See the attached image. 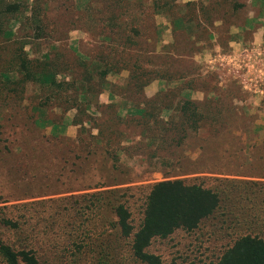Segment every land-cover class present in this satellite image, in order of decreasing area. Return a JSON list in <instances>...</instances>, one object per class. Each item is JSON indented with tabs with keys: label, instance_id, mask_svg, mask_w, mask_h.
I'll use <instances>...</instances> for the list:
<instances>
[{
	"label": "rangeland",
	"instance_id": "obj_1",
	"mask_svg": "<svg viewBox=\"0 0 264 264\" xmlns=\"http://www.w3.org/2000/svg\"><path fill=\"white\" fill-rule=\"evenodd\" d=\"M193 1L179 8L189 24L170 35L178 14L174 4L155 12L162 0L118 3L125 14L112 21L128 22L118 28L98 23L112 19L111 0H0V219L24 231L0 228L1 240L29 242L38 264H139L115 205L137 227L151 188L174 180L216 191L221 203L194 232L151 242L162 264H216L253 221L256 201L264 217V85H244L264 77V0ZM132 19L141 49H117ZM23 66L65 88L87 87L88 70L94 93L77 99L22 83ZM150 90L165 99L146 104Z\"/></svg>",
	"mask_w": 264,
	"mask_h": 264
},
{
	"label": "trees",
	"instance_id": "obj_2",
	"mask_svg": "<svg viewBox=\"0 0 264 264\" xmlns=\"http://www.w3.org/2000/svg\"><path fill=\"white\" fill-rule=\"evenodd\" d=\"M111 1H113V4H111V8L113 9L111 16L112 19H108V21L100 20L97 22L101 23L104 27L109 25L111 28H118L119 24H128V22L124 23L120 20L119 23L115 22L114 24V21L112 20H115L116 18L120 19V15H122V13L125 14V11L122 12L118 10L117 14L115 12L117 4L124 2V0ZM162 1H164L163 4H161V6L157 5L155 12H161L167 8L168 5L169 7H172L174 4V8L178 16H172V19H169L174 33L178 30L177 26L179 23L186 25L189 24V21L183 19L181 13V16L179 15V8L183 10L187 5L181 4L180 0ZM126 2H129V0H125L124 3ZM171 2L172 4H168ZM143 11L144 10H141L139 12L143 15ZM156 15L157 13L154 15L152 14V16ZM167 17L169 18L170 16L167 15L166 18ZM152 19L153 18H151V20ZM135 24L136 20L132 19L131 23H129L130 28L128 25H124L121 28L122 30L127 31V34L124 35V41L115 43L118 38L112 40L111 37L104 36L102 42H111L112 45L115 43L113 46H116L117 49L118 46L121 45L123 51L136 50L135 48L140 50L141 46H139L138 43H140L141 34L140 31L134 27ZM184 35L185 38L189 40L188 35L186 33ZM111 46L108 53H111L113 48ZM121 53L122 55L120 56L122 57L124 52ZM103 56H101L102 58L99 59L97 63L100 64L102 66L101 69H103L100 71L102 79H106L112 70L110 71V69L108 70L106 68L109 66L107 63L109 60L103 58ZM136 65V63H133L131 70L129 71L131 75L133 74V77L134 67ZM23 69L24 70L19 72L22 76V83L38 82L41 86L52 87L53 90H60L61 93L66 91L68 92L70 90L73 95H76L77 99L82 96H87V94L91 95L94 93L92 77L88 70H84L82 73V77L88 85L87 87L80 86L77 88L73 83L70 85L68 84L65 88V84L57 83L55 76L50 74V72L46 69L36 71L28 68V66H23ZM144 83L148 84L149 82L144 81ZM105 84L106 83L101 82V88L104 87ZM164 99V97L162 99L158 95L146 100L145 103L149 104L155 102L156 104V102L160 103ZM186 104L187 103H184L185 106ZM167 112L169 111L163 108L161 113L156 117L155 121L160 120L159 118H161L162 114ZM186 116H182L181 126L187 125L188 122L186 120ZM188 116L190 115L188 114ZM195 121L196 120H192L190 122L192 124ZM161 124H164V127H166L167 122H161ZM142 132H140V136L143 134ZM256 202H259V204L255 205L254 210H251L254 215L253 221L249 223V225H245V232L232 241V244L221 254L216 264H264L263 201L259 200ZM86 203L95 208L97 200L90 198L89 202L87 201ZM220 203L221 197L216 191L206 190L199 185L188 186L181 180H174L155 184L151 188L145 199L141 219L137 227L133 225L132 215L124 204L117 203L115 205L113 215L116 219V226L118 228L120 238L130 241V253L133 259L139 264H162L161 259L158 256L148 253V248L151 242L154 239H166L178 230H182L187 233L194 232L199 228V225L203 220L208 219L217 211L220 207ZM0 228L3 229L5 233H8L9 236L11 233L24 235L23 227L6 215L0 219ZM19 241L20 240L18 239L16 242L18 243ZM30 246L29 242L24 241H21V243L16 245H12L0 238V264H38V260L32 250V247Z\"/></svg>",
	"mask_w": 264,
	"mask_h": 264
},
{
	"label": "crops",
	"instance_id": "obj_3",
	"mask_svg": "<svg viewBox=\"0 0 264 264\" xmlns=\"http://www.w3.org/2000/svg\"><path fill=\"white\" fill-rule=\"evenodd\" d=\"M194 1L193 0H181L180 1V3L181 4H184V5H187V4H189V3H193ZM172 27H169V29L166 31V33H169L170 35L172 34ZM171 37V36H170ZM147 92V91H146ZM155 92L156 91H152V90H150V91H148L147 93H146V97L149 99V98H152L153 96H154V94H155ZM200 96V97H199ZM196 97H197V100H199V101H201L202 100V97H203V94L202 93H198V92H196ZM110 99V97H107L106 98V104H108L109 102L111 103V102H114L113 100L112 101H110L109 100ZM112 99V98H111Z\"/></svg>",
	"mask_w": 264,
	"mask_h": 264
},
{
	"label": "built area",
	"instance_id": "obj_4",
	"mask_svg": "<svg viewBox=\"0 0 264 264\" xmlns=\"http://www.w3.org/2000/svg\"><path fill=\"white\" fill-rule=\"evenodd\" d=\"M248 56H250V55H248ZM248 70H249V69H247V71H248ZM262 71H263V70H261L260 73H261ZM261 74H262V73H261ZM244 82H245V84H244L245 86H248V87H251V86H252L254 89H256L257 87H259V86L262 87V86L264 85V77H262L259 81H255V82H253L252 84H251L250 80H248V79H247V80L245 79Z\"/></svg>",
	"mask_w": 264,
	"mask_h": 264
}]
</instances>
